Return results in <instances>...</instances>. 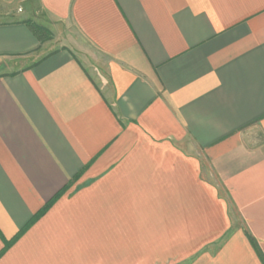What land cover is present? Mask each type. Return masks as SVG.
<instances>
[{
    "label": "crops",
    "instance_id": "0c3cea01",
    "mask_svg": "<svg viewBox=\"0 0 264 264\" xmlns=\"http://www.w3.org/2000/svg\"><path fill=\"white\" fill-rule=\"evenodd\" d=\"M0 0V264H264V0Z\"/></svg>",
    "mask_w": 264,
    "mask_h": 264
},
{
    "label": "rangeland",
    "instance_id": "374dc122",
    "mask_svg": "<svg viewBox=\"0 0 264 264\" xmlns=\"http://www.w3.org/2000/svg\"><path fill=\"white\" fill-rule=\"evenodd\" d=\"M12 8H5V12H9L14 14L15 19L18 20H30L36 23L42 24L47 26L50 30L55 28H59V25L55 23L53 19H51L47 13L43 10L39 0H13ZM2 20L11 19L7 16L0 17ZM52 32V31H51ZM59 36L57 32H52V38L46 41L40 49L35 53L32 54L29 61L34 59H39L44 57L45 55L52 52L54 49L61 47V42L58 40ZM26 57H20V59H3L0 61V74L9 72L17 67L25 64L27 62Z\"/></svg>",
    "mask_w": 264,
    "mask_h": 264
},
{
    "label": "trees",
    "instance_id": "16d2710c",
    "mask_svg": "<svg viewBox=\"0 0 264 264\" xmlns=\"http://www.w3.org/2000/svg\"><path fill=\"white\" fill-rule=\"evenodd\" d=\"M22 22L27 25L40 45H43L46 41L52 38V32L47 26L30 20H23Z\"/></svg>",
    "mask_w": 264,
    "mask_h": 264
}]
</instances>
